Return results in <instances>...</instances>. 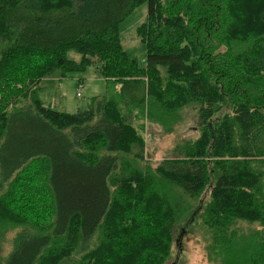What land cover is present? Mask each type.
Here are the masks:
<instances>
[{"label":"trees","instance_id":"obj_1","mask_svg":"<svg viewBox=\"0 0 264 264\" xmlns=\"http://www.w3.org/2000/svg\"><path fill=\"white\" fill-rule=\"evenodd\" d=\"M143 2L140 67L117 26ZM89 66L161 124L197 104L199 136L140 167L143 140L111 98L44 104V85ZM16 171L0 264H165L176 223L198 210L209 262L264 264V0H0V194Z\"/></svg>","mask_w":264,"mask_h":264},{"label":"rangeland","instance_id":"obj_2","mask_svg":"<svg viewBox=\"0 0 264 264\" xmlns=\"http://www.w3.org/2000/svg\"><path fill=\"white\" fill-rule=\"evenodd\" d=\"M146 13L147 4L143 2L136 6L117 26L122 49L127 55L134 57L140 67L145 66V46L136 35V27L145 20ZM68 56L73 60L79 58V55L74 52H68ZM30 62L38 64L42 61L41 59H32ZM162 73L165 74L164 71ZM119 87V83L112 79L106 80L100 77L95 67L89 66L83 72H68L60 80L55 78L53 82L44 85V90L39 93V96L45 105L68 113H74L78 108H86L90 98L95 95L104 94L111 98L121 112L127 116L133 130L143 140L142 158L137 161L140 167L146 164L154 169L162 160L173 157L174 147L181 143L183 139L193 140L199 136L197 104H188L180 108L175 112V119L173 117L174 113L168 112L164 115L166 124H161L146 117L140 110L127 106L118 93ZM227 107L229 106L224 107L215 117L228 112ZM32 164L34 165V162ZM119 170H116V172L120 173ZM22 173L16 171L10 180L3 182L4 192L0 194L1 197L5 196L7 191L11 190L12 192V190H15L14 185ZM185 199L187 200V198ZM208 199V190L206 189L198 200L192 202L188 211L190 209V212L194 211V206L197 203L204 206ZM200 211L198 210L193 215L187 214L176 223L173 234L178 243L173 242L170 257L165 264L213 263L207 259L206 244L208 236L206 237V227L199 216ZM252 224V226L257 225L256 223ZM240 228H244L243 230L252 229L246 222H242ZM255 228L257 227L252 230H255ZM9 235L12 236L13 232L7 233V236ZM1 246L0 258L2 259L6 258L5 255L10 250L8 239Z\"/></svg>","mask_w":264,"mask_h":264}]
</instances>
